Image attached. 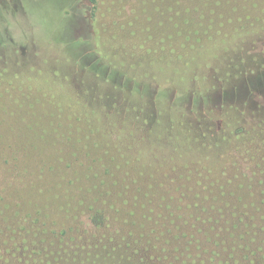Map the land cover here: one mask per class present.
<instances>
[{"label":"trees","instance_id":"obj_1","mask_svg":"<svg viewBox=\"0 0 264 264\" xmlns=\"http://www.w3.org/2000/svg\"><path fill=\"white\" fill-rule=\"evenodd\" d=\"M219 12L177 24L225 32L177 53L102 50L97 33L85 54L39 41L45 72L0 67V264H264V0Z\"/></svg>","mask_w":264,"mask_h":264},{"label":"rangeland","instance_id":"obj_2","mask_svg":"<svg viewBox=\"0 0 264 264\" xmlns=\"http://www.w3.org/2000/svg\"><path fill=\"white\" fill-rule=\"evenodd\" d=\"M227 1L185 0L178 3V10L182 8L184 16L181 22H176L174 0H98L96 10H93L85 0H0V67L11 70L18 67L22 72H28L25 66L33 63L38 70L45 72L46 63L42 57L46 53L52 57V53L48 51L50 48L42 45L40 49L42 57L36 56L39 41L44 44L45 40H52L62 51L67 43H71L69 47L72 50L85 54L91 51L92 46L81 48L80 43H89L92 36L97 33H100L98 34L100 42L104 40L106 43V46L102 45V50L111 48L112 52L127 51L141 55L151 52L155 57H161L165 52L177 53L182 47L180 45L191 39H194L195 45L196 40L201 38V40L213 38L217 41V34L225 33L192 32L190 27H186L185 32H178L175 27L177 24L185 25L186 18H189L187 23L191 22L194 27L203 24L205 29L209 28L210 22L215 21L219 24V10ZM233 3L240 4V0H229V4ZM208 48L211 49L199 55V64L214 65L211 55L216 51L220 52L221 44L212 43ZM71 66L70 70L77 67L76 64ZM136 67L131 74L138 77H142L143 71L148 68ZM153 69L156 79L163 82L166 76L168 79L174 76L172 70L175 66L157 62ZM205 71L200 69L201 74ZM103 77L104 83L112 84L106 74H103ZM151 90L156 93L153 88H150V92ZM104 91L105 93L99 94L98 97L100 99L104 97L102 100L107 101L108 98L105 96L112 93L108 87ZM119 91L121 90H116L115 93ZM119 97L122 98V95ZM94 99L97 98L92 97V100ZM204 122L200 121L199 130L204 129L201 126L206 125L208 119L205 118ZM209 122L212 124L210 120ZM243 147L250 155V146ZM34 229L40 232L44 228L36 226Z\"/></svg>","mask_w":264,"mask_h":264}]
</instances>
